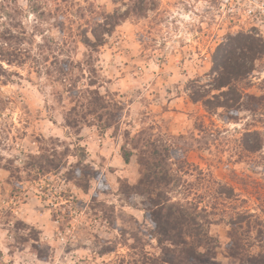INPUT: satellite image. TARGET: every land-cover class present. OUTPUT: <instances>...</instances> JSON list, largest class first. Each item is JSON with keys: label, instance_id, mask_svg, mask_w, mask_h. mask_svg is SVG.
Returning <instances> with one entry per match:
<instances>
[{"label": "rangeland", "instance_id": "rangeland-1", "mask_svg": "<svg viewBox=\"0 0 264 264\" xmlns=\"http://www.w3.org/2000/svg\"><path fill=\"white\" fill-rule=\"evenodd\" d=\"M29 4L0 0V264H144L132 236L170 262L147 240V196L124 189L155 151L174 178L171 202L209 234L213 264H240L235 240L264 251V57L245 90L260 106L237 121L188 91L194 81L218 93L215 51L232 34L264 40V9L244 18L201 0H41L37 13ZM126 12L114 28L109 15ZM96 93L118 123L83 114ZM55 149L68 164L43 174L30 156ZM80 161L96 171L88 192L66 180Z\"/></svg>", "mask_w": 264, "mask_h": 264}, {"label": "trees", "instance_id": "trees-1", "mask_svg": "<svg viewBox=\"0 0 264 264\" xmlns=\"http://www.w3.org/2000/svg\"><path fill=\"white\" fill-rule=\"evenodd\" d=\"M29 3L34 13L42 10L41 0H29ZM128 14L129 12L109 15L110 19L115 21L113 27L123 24ZM101 46L103 44H98L99 48ZM263 57L264 40L258 38L255 33L241 32L228 36L218 46L213 55L210 93H218L214 94L212 98H208L209 94L202 93L200 86L194 89L192 87L194 81H191L188 88L191 100L194 103L204 101V106L209 112L227 111L226 118L231 121H237L239 114L243 110L256 111L260 106V103H257L258 97L245 93V90L247 86H250L256 63ZM110 104V102L105 101L103 96L96 93L95 97L85 104L82 103L81 106L89 110L83 113L84 115H96L100 121H103L106 116V122L111 125V119L115 118L116 123H118L121 116L112 114ZM117 105L115 104L116 110L122 111L123 109ZM75 111L77 110L75 109ZM70 125L77 127L78 123H71ZM249 135L258 136L259 134L252 132ZM151 146L155 147L154 144ZM247 149L256 152L260 149V146L251 147V145H248ZM128 151L125 148L123 154V158L127 163L131 157V151ZM154 153L151 158L149 157L141 164L143 170L137 182L133 185L126 184L124 189L131 196H147L145 215L153 226L147 240H155L157 248L161 250L162 257H170L171 260L170 262L165 261L162 263L160 258L152 256L148 252L150 243L142 237L132 236V239L136 241V244H132V249L136 252L141 251L144 264H213L212 259L215 258V254L213 252L214 248H211L212 241L209 234L202 232V227L194 219L193 214L184 213L183 207L171 202L172 200L168 195L170 192L166 189L174 182V178L170 170L162 167L164 166L162 165L164 159L158 160L155 157L158 154L157 151ZM68 157L69 155L65 152H58L56 149L54 154L46 153V155L30 156L35 166H39L43 170V174L66 168L68 164L66 159ZM40 161L46 164H42ZM95 172V170H90L89 167L83 166L80 161L70 167L66 180L72 182L84 192H88ZM237 225V223L231 224L232 229H237ZM233 242L229 247V252L240 264H264V251L252 254L244 249L241 242L237 240ZM139 243H142L143 246L140 247Z\"/></svg>", "mask_w": 264, "mask_h": 264}, {"label": "built area", "instance_id": "built-area-1", "mask_svg": "<svg viewBox=\"0 0 264 264\" xmlns=\"http://www.w3.org/2000/svg\"><path fill=\"white\" fill-rule=\"evenodd\" d=\"M201 2L204 6H212L226 15L232 14L235 16V14L243 13L244 16H240L244 18L255 16L264 9L262 6L264 3L260 0H201Z\"/></svg>", "mask_w": 264, "mask_h": 264}, {"label": "crops", "instance_id": "crops-1", "mask_svg": "<svg viewBox=\"0 0 264 264\" xmlns=\"http://www.w3.org/2000/svg\"><path fill=\"white\" fill-rule=\"evenodd\" d=\"M176 100H178V101H181V99L180 98H173V99H170V103H173V104H170V105H176ZM178 106V105H177ZM171 107V106H170ZM170 109H173L172 107L170 108Z\"/></svg>", "mask_w": 264, "mask_h": 264}]
</instances>
